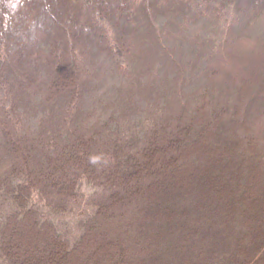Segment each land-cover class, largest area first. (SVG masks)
Segmentation results:
<instances>
[{"label": "trees", "instance_id": "16d2710c", "mask_svg": "<svg viewBox=\"0 0 264 264\" xmlns=\"http://www.w3.org/2000/svg\"><path fill=\"white\" fill-rule=\"evenodd\" d=\"M218 14L219 20L214 18ZM140 38L147 39L155 50H163L160 60L164 63L156 64H163L158 70L148 68L138 78L128 79V86L133 84L134 88L125 108L104 114L103 126L87 135L69 125V114L56 109L64 120L59 119L53 128L34 122L40 126L37 132L42 134L44 147L30 143L23 131V112L30 99L25 101L16 92H27L23 85L27 74L35 75L31 78L37 93L41 80L48 78L54 88L49 100H62L57 105L64 109L76 99L73 101L63 86L76 82L78 106L97 107L93 110L97 116L102 113L99 107L109 108L115 98L96 95L91 99L99 83L95 74L83 75L81 69L93 66L98 73L97 67L107 62L113 68L121 66L120 72L127 74L124 66L128 64L130 76L134 71L130 55L138 53L139 42L135 41ZM261 50L264 0H0V128L9 142L4 155L15 158V164L10 165L13 174L0 180V264H154L142 246L143 238L148 239L145 231L150 229V215L161 210L159 222L168 231L177 228L180 232L188 221L209 225L205 218L197 219L202 214L195 211V203L204 206L206 199L210 204L218 203L215 195H207L215 193L219 183L214 174L207 177L201 172H191L196 196L194 207L186 210L195 213L179 212L175 225L168 222L174 217L170 214L176 213L165 209L175 195L170 192L176 179L173 171L197 168L189 164L194 159L203 160L186 147L200 136L204 143L211 137L208 128L197 137L196 124L186 123L193 111L185 108L182 114L172 113L169 103L180 99L183 107L210 105L211 112L204 110V118H200L204 128V124L213 126L211 116H216L218 125L219 118L232 115L231 99L234 93L241 94L237 114L254 125L259 118L264 120V59L257 61ZM118 81L112 86L116 96L125 92L122 86L126 80L119 74ZM225 98L230 102L222 101ZM119 117L133 124L141 121L144 127L153 125L151 133L156 136L163 131L160 135L168 137L169 143L163 148L151 139L150 145L129 147L121 135V125L117 128L123 121ZM154 120L162 125L154 129ZM174 122L178 127L169 131ZM233 124L236 138L257 141L250 127L242 128L239 121ZM110 130L118 132L115 141L108 138ZM214 147L208 166H213L211 170L218 169V158L231 154L225 169L235 171L241 163L249 179L260 170L264 176L263 156L258 150H226L222 143ZM83 181L94 189L83 191ZM201 190H205L204 195ZM36 198L46 201L56 215L82 210L85 217L78 221L80 233L70 238L52 219H38L36 206L29 205ZM7 203L10 208L4 210ZM138 233L144 234L140 237Z\"/></svg>", "mask_w": 264, "mask_h": 264}, {"label": "rangeland", "instance_id": "374dc122", "mask_svg": "<svg viewBox=\"0 0 264 264\" xmlns=\"http://www.w3.org/2000/svg\"><path fill=\"white\" fill-rule=\"evenodd\" d=\"M247 10H249V8L245 11ZM214 18L219 20V14L215 15ZM213 24L216 25L217 23L213 21ZM249 24H251V21ZM187 27L190 28V25H188ZM168 31L172 32L173 29L169 28ZM198 32L200 34L203 33L202 28L199 29ZM182 36H185V33ZM254 36L257 35L255 34ZM234 40L235 38L232 39L231 43H233ZM135 42H139L137 44L139 45L137 51L138 53L134 54L137 55L135 56L136 58H133L134 55H130V60H132V66L134 68L132 69L134 71L131 72L130 76H128V64L124 66L127 74H122L120 72L119 69L121 66L113 68L111 64L107 62L102 63L99 67L95 66L98 68V73H94L93 66L84 65L85 69H81L83 75L91 76L95 74L96 83H99V85L93 91L92 94H94V96L92 95L91 99L93 97H96V95L107 98L111 96L115 98V100L111 99L112 102L109 108L99 107L100 109H102V113H99L97 116L93 115V110L98 109L97 107L92 106V108L85 109L82 105L78 106V91L75 90L76 82L72 81L74 85L66 83V85H62L64 91H66V94L69 89V96L72 95L73 101L76 99L73 105H69L64 109V107L57 105V102L61 103L62 100H49V94H51L54 88L53 85L49 82L50 80L48 78L44 79V81L41 80L40 86H42V88H40V91L37 93L33 92L34 88L36 87L35 85H33V79L31 78H34L35 75L26 73L28 76L25 78L27 80L24 81L23 85L27 89V92H25L24 90H16V92L17 95H20L23 98V100L25 99L26 101L30 99L26 103V112H23V114H26V116L23 115V131L27 132L24 134H26V137L31 141L30 143L33 144V141L35 142V146L37 145L39 146V148H43V138H40L42 134H39L37 132L40 126L38 127L36 125L37 123L34 122H45L48 127L53 128L56 122L64 120L60 117L61 112L70 115L68 119L70 122L69 125H76V127L79 129L77 130L79 133L87 135L89 133L91 134V131H97L103 126L104 114L108 113L109 115L111 114V111L113 114V110L122 107L125 108L126 105L124 104V102L129 100V95L131 92L130 89L134 88L133 84L131 86H128V79L138 78V76L141 75L142 72H146L148 68L154 70L157 67L156 70H158L163 64L160 67L156 66V64L164 63L163 60H160L162 58V49H160V51L155 50V48H153L150 44L148 45L147 39L145 40L144 38H140ZM217 50L219 49L217 48ZM230 50L233 51V48H229L228 51ZM260 52L262 54H260ZM260 52V55L258 54L259 60L257 59V61H262L264 59V50H261ZM88 55L91 56L90 54ZM227 55L231 56L230 52ZM239 59L240 58H238V60ZM243 60L246 61V59ZM239 65H246V63ZM111 68L114 70L116 69V72H114ZM118 73L126 80V84H123L122 86L125 87V92L119 93V95L116 96L115 87H113L112 89V86L117 85V82H119ZM145 76L146 75H144L143 77ZM240 87L242 86L240 85L239 88ZM234 92L235 91L233 90V93ZM234 95L235 98H233L235 101H233V98L231 99L234 109L232 115L229 114L227 116H223V118H219L218 125V119H216V116H211L210 122H212L211 124H213V126L211 127V125L207 126V124H204V128H202L203 120L200 118H204V110L205 112H207V110L211 112L209 108L210 105H206L203 107L202 105L197 107H183L184 101L180 99H173V101L169 103V105L172 107V110L174 111L172 113L177 112L178 114H182L184 113L183 110H185V108L186 111H188V109H190L189 111L191 112L193 111V114L188 115L191 118L187 119L186 123L191 125L196 124V131H198L197 137L200 136V131L206 132V128H208L211 137H209L210 139H207L205 143V139H202V137L200 136L199 138H196L197 141L196 139H194L191 145L186 144V150L189 151L191 155L195 154L197 155V157H200L203 162L201 163V161H197L194 159L192 160L193 164L189 162V165L197 167L194 170L187 169L185 172L182 169L179 170V168L173 171V173H175L174 178L176 179L174 182V189H172V191L170 192L173 193L174 191L175 195L173 201L171 200L172 202L170 203L169 208L165 209H174L176 213L170 214L174 217L173 220L169 219L170 221L168 222H174L175 225V217L179 216V212L183 213L184 211H186L188 213H195L193 210H186L187 208L190 209V207H194L193 203L196 196L194 187L192 186L193 177L191 172H201V174L203 175L214 174V176H216V179H218L216 182L219 184L215 189V193L210 192V194L208 193L207 196L212 198V196L215 195L214 200L217 199V201L219 202L210 204L209 199H206V203L204 204V206H197L195 203V211L199 213V215L200 213L202 214V216L198 217L197 219L205 218V221H210L211 223L205 226L202 223L198 224L192 221H188L186 225L180 229V232L177 228L168 231L165 227L161 226L159 220L163 217L158 216V213H160L161 210L150 215V217L152 218L149 224L150 229L145 231L148 239L144 240L143 238L142 246L146 247L147 252L150 254L149 256H151L149 259L150 261L152 259L151 262L154 264H264V176L262 177L261 170L257 174L253 175V177H255L254 179H249L250 175L248 176L246 166L244 164H242L241 166V163H239L235 171L232 172L225 169V164H227L225 163V161L229 159V156H232L231 154L229 156H225L223 159L221 157L217 159V170H211L213 166L208 167L210 165V160L215 154V152H212L215 149L214 146L219 143L224 144L226 150L231 149L237 152H244L245 150H248L249 147H252L251 149L256 151L258 150V153L263 156L262 161H264V124L262 123V121L264 120H261L259 118L257 121L260 122L255 121V125L251 122L245 121L246 119L244 116L239 114V112L237 114V108L242 99V95L235 93ZM216 96L218 99L219 97L217 94ZM224 100L226 102H230V99H222V101ZM81 101L82 96L80 102ZM22 105L23 107H25V104ZM40 109H42V111L44 109V111H41V113H39L38 111ZM56 109H58L60 113ZM74 109H77L78 111L75 112ZM32 112H34V114ZM155 119H157V117ZM119 120H123L122 122H120L121 124L119 123ZM119 120L117 128L119 129V125H121L120 128H122L124 132H122L121 135L123 134L124 136L123 140L125 139V144L131 145L129 147L134 148L143 145H150L151 139L152 141L155 139L154 145L163 148L166 146V142L169 143L168 137L163 139L162 135H160L163 134V131L156 136H154V133H151V128L153 125L144 127L143 125H141V121H137L133 124L125 122L124 118L119 117ZM224 121L227 122L224 123ZM235 121L241 122L242 128L250 127L252 130H250L249 132L257 137V141L249 143L245 140V136L236 138L234 133L235 125L233 124V122ZM154 122H156V125L153 127L154 129L156 126L159 127L162 125V122H160V120L158 122L157 120H154ZM130 124L131 127H129ZM172 124L173 126L169 125V131H172L174 127H178V124L176 122ZM243 131L245 132V130ZM238 132L241 133L242 129L238 128ZM107 135L109 136L108 138H110L111 141H115L114 139L118 138V132H111V130L107 133ZM159 135L162 138H160ZM233 139H235V141ZM38 142L40 143V145L38 144ZM8 148V139L6 140V135L0 128V180L4 179L5 177H10L13 174L10 165L15 164V158H9L6 157L7 155H4V152L7 151ZM261 150H263V152ZM238 156L239 155H237L236 158ZM187 172L190 174H187L185 178V173ZM182 174H184V177H182ZM207 177H209V175H207ZM235 178L236 182L234 181ZM82 189L85 192H91L94 187L91 183L83 181ZM201 193H203L204 195L205 190H201ZM176 196L177 200L175 201ZM201 201L202 199L199 200V202ZM29 205L36 206L37 211L40 213L38 215V219H42L43 222H47L48 220L52 219L55 223H58L59 228L63 232V234L68 235L70 238H75L82 230L81 226L78 223L79 219L85 217V213L82 210L77 212H69L66 215H56L55 211L53 212L52 209H49L46 201L37 198L29 203ZM9 206V204L5 206L4 210H9ZM200 209H204V212ZM211 212H213L212 216H210ZM143 215L144 214L140 215L142 219L144 218ZM184 215L187 218L190 216V214ZM143 234L144 233H140V237H142ZM157 240H159V242L158 244H155L157 243ZM153 241H155L153 244L155 246L154 248H151ZM133 245L137 246V244ZM229 249L232 251V254L229 253ZM181 255L185 256L182 261L181 259H179L181 258Z\"/></svg>", "mask_w": 264, "mask_h": 264}]
</instances>
